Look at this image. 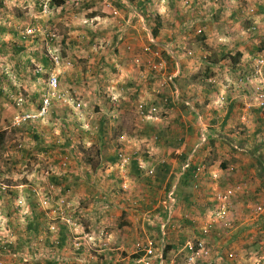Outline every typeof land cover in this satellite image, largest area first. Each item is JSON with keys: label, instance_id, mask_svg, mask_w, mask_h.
I'll list each match as a JSON object with an SVG mask.
<instances>
[{"label": "rangeland", "instance_id": "obj_1", "mask_svg": "<svg viewBox=\"0 0 264 264\" xmlns=\"http://www.w3.org/2000/svg\"><path fill=\"white\" fill-rule=\"evenodd\" d=\"M133 1L134 4L127 0H66L62 7H51L48 0H0V27L4 30L0 33V87L3 91L0 111L9 106L7 95H10V99L25 97L26 108L36 110L41 103L42 88L48 79L46 76L52 73L60 75L62 88L68 92L74 105H78L79 101L84 104L76 109L79 114L65 116V119L69 117L68 122L60 120L55 123L49 117L44 123L36 124L39 130L35 134L31 133L29 127L15 128L12 123L4 126L5 150L0 151V248L10 243L17 245L19 239L26 241V244L17 252L8 253L0 249V264H47L48 261L65 264V249L57 248L56 242L59 227L65 225V203L72 208L68 201H73L76 195L70 194V190L65 198L58 192V206L54 212L57 192L50 193L54 182L49 181V174L59 167L65 156L71 163L69 170H80L84 164L75 163L76 156L72 153L59 149L54 150L58 151L56 153L50 154L51 150L44 153L43 148L49 146L48 141L52 145L55 141L56 145L70 141L77 153L80 151L86 160L91 159L98 149L94 142L111 141L116 136L110 130L101 136L97 130L99 116H95V113L99 112L97 101L101 99L103 102L106 99L108 103H119L117 110L124 108L120 103L128 102L129 116L122 113L123 119L119 125L124 124L126 129H130L128 122L137 124L136 121L141 118L138 109L142 100L138 97L132 99L133 90H126L128 70L136 78L132 82L135 88L140 86V77L144 73L148 83L151 80V87L159 89V95L167 85L161 86L162 79L156 84V78L147 65L148 61L157 63L162 54H168L171 59L169 63L163 57L169 71L181 69L182 73L202 77H216L222 73L238 76L239 71H232L230 66L212 70L208 66L209 62L221 61L223 56L233 62L238 55L242 56L238 64L243 63L240 70L248 74L254 71L251 67L255 58L253 52L264 44V0ZM117 3H120L121 9ZM250 9L254 12L248 14ZM156 29L158 34L153 38ZM200 29L202 33L198 32ZM205 41L214 43V50L200 48L206 47ZM224 43L229 49L223 47ZM15 47H23V51L16 53ZM260 55H264V51ZM45 58L49 61L48 68L43 65ZM56 59H59V65L54 64ZM68 61L72 66L66 65ZM107 106L111 107L110 104ZM64 107L72 106L58 105L55 110L59 115L57 117L62 115ZM113 110H107V118L112 119ZM89 112L94 113L92 121ZM81 114L87 119L85 122L80 120L78 115ZM83 123L90 124L89 128H83ZM41 134H45L47 142L34 138ZM35 143H39V146L34 148ZM109 151L115 152V147L112 146ZM126 186L131 189L130 184ZM136 187L139 188L138 193H142L141 186L138 184ZM139 197L145 198L142 194ZM30 200L37 204V211H42L46 217L38 240V236L34 235L28 236L30 240H27L25 216L30 217L33 212L28 207ZM225 229L227 234L232 231L231 228ZM46 237L50 239L48 244H45ZM157 240L160 242L159 238ZM263 242L253 237L235 249L217 247L218 244H215L212 246V259L204 264H227L225 257L215 255L222 249L230 252L228 256L233 258L236 257L234 251H238L244 253L242 257L247 262L263 264ZM253 250L262 255L259 254L252 261L245 253ZM242 257L238 258L241 263L244 260Z\"/></svg>", "mask_w": 264, "mask_h": 264}, {"label": "crops", "instance_id": "obj_2", "mask_svg": "<svg viewBox=\"0 0 264 264\" xmlns=\"http://www.w3.org/2000/svg\"><path fill=\"white\" fill-rule=\"evenodd\" d=\"M205 46L200 48H215V44L208 41H205ZM223 47L229 49L225 43ZM163 57V54L159 56L158 61ZM228 58L223 56L221 61L209 62V69L230 66L232 71H239L243 63L236 64ZM175 62L179 65L177 58ZM130 76L132 71L128 70L126 90H133L132 99L138 97L147 103V118L138 119L137 124L128 122L131 128L126 129V125H119V122L123 119L122 113L129 116L128 102L120 103L124 108L117 110V102L108 103L106 99L104 102L103 99L102 102L97 101L99 112L95 116H99V126L114 131L116 136L111 141L94 142L98 149L95 151L97 156L95 152L91 156V164H88L89 160L84 158L83 153L79 151L78 155L70 141H63L61 145H56L55 141L52 145L44 139L45 134L39 136V140L49 145L46 147L47 151L51 150L50 154L58 152L54 151L56 149L63 150L77 157H74L75 163L84 164L80 170L70 169L64 176L54 171L49 174V181L57 186L54 212L59 194L67 198L72 190L70 194L76 195L73 201H68L72 208H65V246L62 248L65 249V264H138L141 254L137 253L136 244L149 238L158 242L161 218L168 222V239L163 248L161 242L157 244V253L162 255L164 264H171L177 257L182 260L186 253L183 245L188 240L200 238V228L213 218L218 223L217 230L210 237L211 246L218 244L217 247L235 249L253 237L264 241V214L256 215L252 209L253 200L264 192V110L245 107L250 105L253 98L242 91L238 84L239 77L226 73L202 77L177 69L174 74H168L169 83L159 95L156 92L159 89L151 87L152 82L149 78L148 83L144 73L140 77V86L136 88L132 84L136 78ZM252 86H256V83ZM163 97L168 98V103L163 102ZM78 104L81 108L83 102L79 101ZM109 108H114L113 120L106 117ZM152 108L158 109V112L150 113ZM62 110L60 117H50L53 118L52 122L59 123L61 120L65 123V120L69 121V117L65 119V116L79 114V110L73 107ZM93 115V112L88 113L90 121ZM78 116L83 122L87 120L82 114ZM37 125L34 128H38ZM89 125L86 123L83 128H89ZM62 127L65 135V124ZM155 135L158 136L157 143L153 142ZM38 146L35 143L34 148ZM112 146L115 147L113 154L109 151ZM120 150H125L130 159L126 169H122L117 162ZM138 160L155 167L156 175L145 177L139 170V173L132 170V161L138 163ZM198 167H203L200 174L202 181L197 183L194 176L193 187L188 188L184 179L186 170L194 169V175ZM127 184L131 186L130 192L123 189ZM138 184L142 193H138ZM197 184L200 185L198 189ZM234 187L241 190L232 200L231 215L225 218L232 229L227 234L221 221L214 217L212 210L221 207L214 201V195ZM171 191H175L176 199L170 206L167 196ZM140 194L145 198L139 199ZM189 194L193 196L190 200L187 198ZM28 207L33 209L30 203ZM169 210H172L168 215L170 217L167 216ZM149 214L154 215L150 222L146 220ZM30 218L26 215L25 222ZM48 242L50 239L46 237L45 244ZM234 252L235 258H230V252L224 249L215 255L221 254L227 264H253L242 257L243 252ZM245 254L252 260L260 253L253 250ZM239 257L244 259L242 263Z\"/></svg>", "mask_w": 264, "mask_h": 264}, {"label": "built area", "instance_id": "obj_3", "mask_svg": "<svg viewBox=\"0 0 264 264\" xmlns=\"http://www.w3.org/2000/svg\"><path fill=\"white\" fill-rule=\"evenodd\" d=\"M251 12H254L253 9H250L248 11V14ZM116 14V11H114ZM199 33H202L203 30L200 29L198 31ZM55 65H59V59H56L54 62ZM67 66H72V63L70 61L66 62ZM251 67L254 69V71L251 74H248L247 72H244L242 70H239L238 73V84L241 86L242 91L245 93H248L253 99L250 100V105H247V107L250 108H257L260 110H264V55H259L256 58H253ZM250 67V68H251ZM148 68L149 70L155 75L157 79L162 80L161 86L167 85L169 79L168 76V65L164 62V60H160L157 63L148 62ZM256 83V86H252ZM61 78L59 74L52 73L48 76V79L45 84V88L43 90V95L41 98V104L36 110H29L26 108V100L23 96L17 97L16 100V106L18 108V113L14 116L12 119V126L15 128H24L29 126H35L36 124L45 121L49 117H51L56 111V107L58 105L62 104H70L74 109L80 108V104L74 105L72 103L71 98L69 97V94L67 91L63 90L61 85ZM250 86V87H249ZM159 94V91H156ZM164 103H168V98H163ZM146 106L147 103L142 100V102L139 105V113L141 114V118L145 119L147 118L146 114ZM157 113L158 109L152 108L150 109V113ZM87 128V127H86ZM158 136L155 135L153 138V141H157ZM118 158L120 161V167L122 169H126L130 163V159L127 158V155L125 151L120 150L118 152ZM163 164V162L161 163ZM71 163L68 157H64L61 163H59V167L57 169H54L53 171L57 174L60 173L61 176H64L69 171ZM203 167H198L197 170L194 173V176L197 180V183H200L202 181L201 178V172ZM138 170L141 174L147 177H153L156 174L155 167H149L147 164L142 162L141 160H138ZM52 171V172H53ZM53 172V173H54ZM200 185H196V188L198 189ZM51 192L55 193L57 186L55 184H51ZM123 189L126 192H130L131 189L128 187H123ZM241 190L240 187H234L229 190H227L225 193H219L214 195V201L217 204H220L221 207L218 208V210H212L215 214L214 217H216L218 220L221 221L222 225L225 228H230L231 223L226 222L225 218L227 216L231 215V208H232V200L237 194V191ZM176 199L175 191H171L168 196V204L173 205L174 201ZM50 202V199L48 200ZM65 206L68 210L71 209V207ZM253 211L256 215H263L264 214V192L262 191L257 195V198L253 200ZM171 208V207H170ZM172 213V210H169L167 212V216ZM152 217L154 215L149 214L146 217V220L152 221ZM170 217V216H168ZM214 219V218H213ZM210 220L209 222L205 223L204 226L200 228L201 237L195 240H188L184 245L183 249L186 251L184 256L182 257V260H173L171 261V264H204L207 263L209 260L212 259V246L210 245V237L212 234L217 230V224L218 221L216 220V223L214 220ZM219 225V224H218ZM168 222L164 220V218L160 219V242L161 247L163 248L164 242L168 239ZM136 251L137 253L141 254V257L138 261V264H164L163 257L159 252L157 253V243L155 240L149 238L146 241H140L136 245ZM264 251H262L263 253ZM264 257V255H262ZM230 258H233L232 256H229ZM178 258V257H177Z\"/></svg>", "mask_w": 264, "mask_h": 264}, {"label": "trees", "instance_id": "obj_4", "mask_svg": "<svg viewBox=\"0 0 264 264\" xmlns=\"http://www.w3.org/2000/svg\"><path fill=\"white\" fill-rule=\"evenodd\" d=\"M127 1L130 2L131 4H134L133 0H127ZM48 2H49L51 7H62V6L65 5L66 0H48ZM117 5L119 6V9H121L120 3L119 4L117 3ZM262 11H263V9H262ZM3 32H4V30L2 29V27H0V33H3ZM157 34H158V30L156 29L154 31L153 38H155L157 36ZM255 50H256V52H253V55H254L253 57L256 58L257 56L260 55L261 52L264 51V44H263V47H260V48L258 47ZM22 51H23V47H21L20 49L16 48V53H19V52H22ZM163 56L169 63L171 62V59L168 56V54H163ZM241 57H242L241 55H238V58L234 59L233 62L237 64L238 61H239V58H241ZM43 65L45 66V68H48V66H49L48 59H46V58L43 59ZM173 71H171V72H173ZM46 78H48V76H46ZM43 90L44 89L42 88V95H43ZM0 95L1 96L3 95V91L1 89V87H0ZM6 97H7V100L9 101V106L4 108V109L1 108V111H0V151H4L5 150L6 132L3 131V128L8 123H12V119L19 112L18 108L16 106V100L13 99V98H12L13 100L10 99V95H7ZM40 104H39V106H40ZM53 115H57V114L54 113ZM55 117H57V116H55ZM25 128H28V127H25ZM29 130L31 131L32 134H35V132H36V129L35 128H31L30 126H29ZM97 130H98V132H99V134L101 136L103 135V133H105V131H107V129H105L104 126H103V129H102V127L99 126ZM34 138L36 140H39V136H37V135H35ZM38 145H39V143H38ZM47 150H48L47 148L46 149L43 148L44 153L47 152ZM117 162L119 163V159L117 160ZM91 163H92V159H89L88 164H91ZM131 165H132L131 166L132 170H134V171L136 170V172H138V163H137V161H132ZM190 169H192V168H189L188 170H186V173H185L186 176L184 178L185 179V185L188 188H190L191 186L193 187V182H194V175H193L194 169H192V170H190ZM1 175H2V173L0 172V176ZM191 196H192V194H191ZM191 196L189 194L187 196V198L189 199ZM32 201L33 200H30V204L33 205V207H32L33 208L32 216H31L30 220L26 221L27 240H30L29 237H31L33 235L34 236L35 235L38 236L41 233V227L43 226V224L45 222V218H46L42 211L41 212L37 211V204L33 203ZM59 228H60V230H59V235H58V242H56V243L58 244L57 248L62 249L65 246V225H61ZM25 244H26V241H24L23 239H19V241L17 242V245H14L13 243L5 245V248L9 249V250H6L4 247H1L0 249L2 251H6L8 253H10L11 251H14V252L16 251L17 252V250H21L24 247ZM48 262H47V264H54V263H50V262L48 263Z\"/></svg>", "mask_w": 264, "mask_h": 264}, {"label": "clouds", "instance_id": "obj_5", "mask_svg": "<svg viewBox=\"0 0 264 264\" xmlns=\"http://www.w3.org/2000/svg\"><path fill=\"white\" fill-rule=\"evenodd\" d=\"M149 62V61H148ZM147 67H148V65H147ZM148 70H149V68H148ZM175 70H177V69H175ZM175 70L173 71V72H171V70L169 71V69H168V74L169 75H172V74H174V72H175ZM150 71V70H149ZM151 72V71H150ZM152 73V72H151ZM154 78H156L155 77V75H154ZM157 79V78H156ZM162 79V78H161ZM158 80V79H157ZM168 83H169V81H168ZM117 156H118V154H117ZM119 159V158H118ZM119 163H120V161H119ZM147 177V176H146ZM200 184V183H199ZM159 232H160V230H159ZM159 236H160V234H159ZM160 238H161V236H160ZM159 238V239H160ZM151 239H153V238H151ZM154 240V239H153ZM144 241V240H143ZM160 241V240H159ZM140 242V241H139ZM155 242L158 244V242L155 240ZM137 245V244H136ZM176 260H178V258L176 259ZM178 261H180V260H178Z\"/></svg>", "mask_w": 264, "mask_h": 264}]
</instances>
